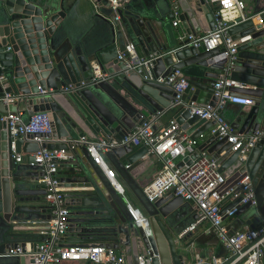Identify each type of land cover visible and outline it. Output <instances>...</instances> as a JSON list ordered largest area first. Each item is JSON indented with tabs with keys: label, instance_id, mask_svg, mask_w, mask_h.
Segmentation results:
<instances>
[{
	"label": "water",
	"instance_id": "95a60500",
	"mask_svg": "<svg viewBox=\"0 0 264 264\" xmlns=\"http://www.w3.org/2000/svg\"><path fill=\"white\" fill-rule=\"evenodd\" d=\"M80 1L85 0H0V95L20 97L18 104L4 106L0 102V116L21 111L27 119L46 112L52 126L49 136L52 142L42 146L71 152V161L58 168V174L65 173L64 178H59L60 187L69 203L70 228L69 238L64 241L66 245H105L114 249L117 256L124 254L127 264H136L138 254L151 248L159 257L153 264H184V251L176 246L174 239L196 218L188 221V205L173 193L144 205L148 218L144 233L130 221L121 197L115 200L94 173L95 165L89 160L85 147L70 149L71 142L80 137L92 141L112 137L120 140L156 113H168L191 139L200 141L199 151L221 159L219 171L225 182L220 195L229 193L222 205L239 192L238 182L248 176L257 206H245L237 216H247L245 226L254 229L260 220L264 221V140L229 154L226 139L218 140L210 134L213 122L190 116L184 105L173 106L172 86L176 80L170 85L158 82L179 72L188 82L182 103L215 107L217 98L213 84L224 73L227 63L223 50L194 48L187 45V37L214 29L220 2L180 0L178 24L182 35L172 27L171 13L158 17L155 11L145 9L136 13L127 6L125 11L118 12L120 24L112 27L104 44L90 50L72 39L66 25L71 9ZM102 1H107L109 7L112 0ZM228 34L233 40L251 37L238 47L230 79L249 87L237 92L253 104L227 122L239 134L254 135L264 131V17L260 16L256 26L252 18L236 20ZM127 45L132 46L134 57L127 55L117 61L118 54L124 52ZM148 60L147 66L139 64ZM94 72L106 75L107 79L82 87L81 81L90 80ZM69 85L74 89L62 92ZM219 112L222 114V110ZM1 129L0 264H31L23 257L5 256L27 243L16 239L11 224L20 220V215L30 220L42 213L47 215L38 218L47 223L50 220L51 210L41 201L45 195L41 173L37 166L31 165L32 154L39 150V144L31 141V137L16 140L15 152L24 155V165H17L9 150L5 122H1ZM145 155L146 147L122 146L113 148L105 159L114 156L120 166L126 167ZM70 200L77 202L70 205ZM181 217L183 220L179 219ZM2 223H6L5 228ZM100 235L112 237L111 244L85 243L86 238ZM43 239L41 235L38 242L29 243L34 248ZM207 246L217 247V252L222 250L224 254L220 257L226 254L216 238Z\"/></svg>",
	"mask_w": 264,
	"mask_h": 264
},
{
	"label": "built area",
	"instance_id": "2783aa9c",
	"mask_svg": "<svg viewBox=\"0 0 264 264\" xmlns=\"http://www.w3.org/2000/svg\"><path fill=\"white\" fill-rule=\"evenodd\" d=\"M131 0H112L109 6L111 13L106 19L112 24H120V15L125 6ZM220 10L215 14L214 29L196 37L188 36L189 43L194 48L204 47L205 51L222 49L226 59L224 73L213 84L214 96L217 98L215 107L210 105L199 106L195 102L182 103L181 97L188 86L187 79L176 72L166 79H158V82L172 86L175 93L173 106L184 105L189 110L190 116H197L201 120L213 122L210 134L218 140L226 139L229 144L228 153L238 151L244 146L245 149L252 147L255 142L263 139L264 131H257L254 135L239 134L233 130L219 110L226 104L251 106L253 102L240 95L237 90L242 85L230 79V73L237 60V49L251 40L250 36L233 40L228 34V29L236 20H247L244 14L245 3L243 0H234L239 15L233 21H226L222 17L224 8L221 0ZM170 13L173 16L172 27L178 26L180 9L176 0H172ZM264 16V10L259 13ZM9 50V48H8ZM127 55L134 57L133 48L127 45L124 52L119 53L116 60L122 61ZM132 57V58H133ZM148 61H140L139 64L147 66ZM133 69L132 65H128ZM106 75L94 72L92 78L81 81L83 87L86 84H94L99 80H106ZM74 86H67L62 92L73 90ZM0 102L4 106L18 104L19 95H0ZM164 113H156L136 126L134 130L120 140L115 138H100L96 141L80 137L71 142L70 149L80 146L85 147L89 160L97 166L108 184L119 193L125 204V211L134 226L141 228L145 233L148 228V218L140 209L134 207L123 195V189L108 162L106 155L113 149L122 146L146 147L147 155L156 157L162 166L163 172L154 178L143 190L146 201L153 204L167 193H173L180 197L188 205L192 217V223L181 230L175 237L176 246H194L195 243L185 244V239L197 229L202 234L216 238L219 244L226 250L223 257L211 256L208 258L194 257L192 264H264V221L260 220L254 229L245 226L232 231L224 223L227 219H233L239 211L245 207H256L254 187L248 176L243 177L237 184L239 192L232 198L233 202H239L231 208L224 209L221 204L227 196L220 195V189L225 180L219 171L221 159L210 157L205 151H199V140L191 139L174 119L159 128V119ZM0 121L7 125L12 158L15 164L24 162V155L15 152V142L18 139L28 140L39 144V150L32 154L34 162L41 173V184L45 188L44 201L51 210L47 229L42 232L43 241L32 247H18L7 252L11 257H23L31 264H61L62 262L83 261L89 264H127L124 254L117 256L114 249L105 245H66L63 241L68 235L69 203L66 193L60 187V179L57 176L58 168L72 159L70 151L49 150L42 144L52 142L51 122L46 112H39L24 119L21 111L7 112L0 116ZM129 167V166H127ZM231 190L230 192H232ZM150 246V245H149ZM186 246V247H185ZM158 255L151 248L138 254L136 264H153Z\"/></svg>",
	"mask_w": 264,
	"mask_h": 264
},
{
	"label": "crops",
	"instance_id": "0c3cea01",
	"mask_svg": "<svg viewBox=\"0 0 264 264\" xmlns=\"http://www.w3.org/2000/svg\"><path fill=\"white\" fill-rule=\"evenodd\" d=\"M178 5L180 0H176ZM211 2L217 0H210ZM245 3L244 14L246 17H252L253 24L256 26L260 23V16L259 13L264 10V0H243ZM172 0H131L126 7L129 6L133 12H142L145 9L155 11L158 17L166 16L170 13ZM111 10L107 6V1L102 0H85L80 1L77 3L72 9L69 14L67 20V29L72 37L75 39L82 48L85 49H97L99 48L104 42L106 38L109 37L112 31V27L117 26L119 24H112L110 20L106 19V17L110 16ZM238 10L231 6L227 8V15L230 17H236L238 15ZM264 17V16H263ZM172 22V21H171ZM174 30L182 35V31L180 30L179 24ZM187 78V77H185ZM110 81V80H109ZM243 89L249 88L248 86L242 87ZM249 109V106H240L237 104L228 103L222 109V116L226 120H234L237 118V113L241 111H246ZM172 117L165 113L159 119V128L166 125ZM0 132L1 129V121H0ZM107 162L110 168L115 171L118 181L120 182L123 195L131 203L134 207L140 209V211L146 215V209L144 205H149L146 201V197L144 195V188L157 176H159L164 167L160 163V161L150 155H145L141 159H139L136 163L127 165L129 167H122L120 166L119 162L114 156H109ZM24 163V162H23ZM17 164L23 166L24 164ZM69 163V162H68ZM68 163H64L63 166H66ZM62 166V165H61ZM94 173L99 177L108 193L117 200L119 198L123 200L122 196L117 193L106 181L103 174L99 171L97 166H94ZM24 172H22L23 174ZM59 178H64L65 173L57 174ZM43 204L46 205L44 201V197L41 198ZM232 199L226 200L223 204V207L226 208L231 203ZM70 205L77 202L75 200H70ZM126 213V211H125ZM127 214V213H126ZM47 214H39L33 216L30 220H24L25 215H20V220L13 221L12 227L14 230V234L17 235L18 241L27 242L25 247H31L32 243H36L40 240L42 232L45 230L47 225V220L43 221L39 216H46ZM27 216V215H26ZM177 217V215H175ZM181 216V215H180ZM175 218V217H174ZM173 218V219H174ZM192 215L188 213V221L191 220ZM182 219L183 218H179ZM247 216L244 218H239L238 216L234 217L233 219H227L224 223L230 228L232 231L241 229L245 227V220ZM172 221V218H171ZM2 228L6 227V223L1 224ZM203 237L202 230L199 228L194 233L190 234L188 238L195 241L194 246H180L181 250L184 251L183 260L184 264H192L194 263V257L197 255L200 258H208L211 256H219L224 254L222 250L217 252V247L207 246L208 243L211 241L213 237L209 238V241L206 244H200L198 241H201ZM69 238V234L64 239L67 240ZM85 243H104V244H111L112 237L107 235H100L96 237L86 238ZM63 241V242H64ZM31 244H30V243ZM67 244V242H64ZM186 247V246H185ZM5 257L8 256L6 253ZM27 261V260H26ZM61 264H89L83 261L71 262L66 261L62 262Z\"/></svg>",
	"mask_w": 264,
	"mask_h": 264
},
{
	"label": "bare ground",
	"instance_id": "6f19581e",
	"mask_svg": "<svg viewBox=\"0 0 264 264\" xmlns=\"http://www.w3.org/2000/svg\"><path fill=\"white\" fill-rule=\"evenodd\" d=\"M221 2L223 4V6H224V8L222 10V17H223V19L226 20V21H233V20L237 19L239 14L236 17H230V16L227 15V8H229L231 6H234L235 7L234 0H221Z\"/></svg>",
	"mask_w": 264,
	"mask_h": 264
},
{
	"label": "trees",
	"instance_id": "16d2710c",
	"mask_svg": "<svg viewBox=\"0 0 264 264\" xmlns=\"http://www.w3.org/2000/svg\"><path fill=\"white\" fill-rule=\"evenodd\" d=\"M209 238H210V236H206V235H203V237H202V239H201V241H198L200 244H206L208 241H209ZM185 244L187 245V244H190L191 242H194L195 243V241L194 240H192V239H190V238H186L185 239Z\"/></svg>",
	"mask_w": 264,
	"mask_h": 264
}]
</instances>
